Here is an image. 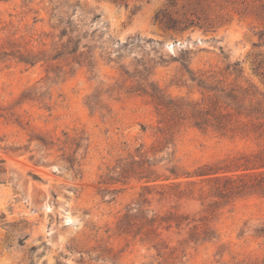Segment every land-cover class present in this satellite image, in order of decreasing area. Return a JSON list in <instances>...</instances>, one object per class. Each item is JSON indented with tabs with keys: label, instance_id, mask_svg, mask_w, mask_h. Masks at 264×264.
I'll return each instance as SVG.
<instances>
[{
	"label": "rangeland",
	"instance_id": "1",
	"mask_svg": "<svg viewBox=\"0 0 264 264\" xmlns=\"http://www.w3.org/2000/svg\"><path fill=\"white\" fill-rule=\"evenodd\" d=\"M50 1L67 11L58 29L71 20L75 36L83 38L82 51L95 57L96 66L52 83L45 82L42 64L0 62V107L14 106L21 121L19 126L0 118V159L7 168L0 183V264H264V197L236 201L215 223L217 240L183 247L174 255L178 259L165 263L140 237L118 228L143 192L144 181L112 185L109 179L116 174L101 178L119 160L136 153L147 155L161 171L176 166L184 173L254 149L251 141L233 142L191 127L182 129L171 143L159 144L155 105L148 97L127 94L124 87L129 83L123 88L119 84L127 79L124 71L150 62L152 80L167 94L198 99L195 89L175 85L184 56L183 63L194 70H223L240 63L244 80L264 94V13L236 12L244 6L258 10L260 3L209 0L214 29L176 33L166 30L157 14L180 10L184 0H177L175 8L170 0L140 5L115 0H8L0 3V42L23 37L39 48L38 41L46 40L51 25L58 24L50 22ZM31 88H36L39 100L17 105ZM98 92L105 108L93 113L87 98ZM64 133L88 139L76 157L81 166L75 163L70 168L60 147L45 148L35 140L42 136L63 140ZM199 209L198 204L188 207L193 212ZM169 237L174 244L180 239L176 234Z\"/></svg>",
	"mask_w": 264,
	"mask_h": 264
},
{
	"label": "trees",
	"instance_id": "2",
	"mask_svg": "<svg viewBox=\"0 0 264 264\" xmlns=\"http://www.w3.org/2000/svg\"><path fill=\"white\" fill-rule=\"evenodd\" d=\"M7 1L0 0V3ZM115 1L126 4L133 1L138 5L144 1L148 4L151 2ZM256 1L260 3L258 10L244 6L236 9V12L240 15L264 13V0ZM225 2L229 3V0ZM50 3V22L58 23L51 25L53 31L45 35L50 43H47V39L37 40L40 43L37 48L31 42H25L23 37L0 42V62L15 61L30 67L42 64L46 67L45 82H65L80 68L95 69L96 61L89 51H82L83 38L75 36L77 31L72 29L71 20H67V27L58 29L65 23L67 11L61 10L52 1ZM169 4L175 8L177 0H170ZM211 10L209 0H184L180 10L174 13L168 9L160 11L157 19L168 31L183 33L197 27L208 32L215 27ZM57 30H60L58 35ZM183 62H186L184 56L175 85L195 89L200 94L198 99L167 94L152 80L154 70L150 62L140 65L141 69L134 68L133 72L124 71L127 79L118 83L122 88L129 83L124 87L127 94L148 97L155 105L160 125L158 143L169 144L182 129L191 127L233 142L251 141L254 149L184 173L176 166L161 171L147 155L136 153L119 160L107 174L102 175L103 179L116 174V178L109 179L111 183L108 184L112 185L125 184L130 179L144 181L143 192L134 207L119 220L118 228L124 229V233L135 239L140 237L141 242L155 250L165 263L168 259H178L174 255L183 247H202L217 240L219 234L215 223L227 207L248 197H264V94L244 80L240 63L229 64L223 70H194L190 63ZM35 90L24 91L17 105L39 100ZM100 97L98 92L87 98L86 104L93 113L105 108ZM14 108L0 107V118L21 126ZM35 140L45 148L60 147V151L64 152V161L70 168L75 163L81 166V160L78 162L76 157L88 141L83 135L71 136L68 133H64L63 140L47 136ZM6 173L7 168L0 159V183ZM154 204L158 207L155 208ZM192 204H198L200 209L189 211L188 207ZM171 234L180 237L175 244L169 237Z\"/></svg>",
	"mask_w": 264,
	"mask_h": 264
}]
</instances>
